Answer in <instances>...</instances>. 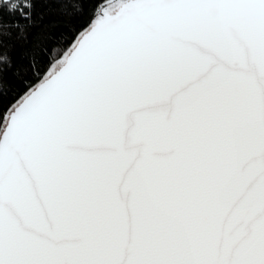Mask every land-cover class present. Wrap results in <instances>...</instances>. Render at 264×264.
I'll return each mask as SVG.
<instances>
[{"label": "snow or ice", "instance_id": "snow-or-ice-1", "mask_svg": "<svg viewBox=\"0 0 264 264\" xmlns=\"http://www.w3.org/2000/svg\"><path fill=\"white\" fill-rule=\"evenodd\" d=\"M0 264H264V0H0Z\"/></svg>", "mask_w": 264, "mask_h": 264}]
</instances>
